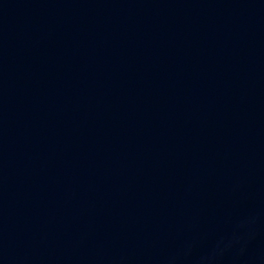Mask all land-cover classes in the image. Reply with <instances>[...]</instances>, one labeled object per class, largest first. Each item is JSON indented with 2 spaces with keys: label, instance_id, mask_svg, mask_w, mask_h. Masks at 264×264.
<instances>
[{
  "label": "water",
  "instance_id": "obj_1",
  "mask_svg": "<svg viewBox=\"0 0 264 264\" xmlns=\"http://www.w3.org/2000/svg\"><path fill=\"white\" fill-rule=\"evenodd\" d=\"M0 264H264V0H0Z\"/></svg>",
  "mask_w": 264,
  "mask_h": 264
}]
</instances>
